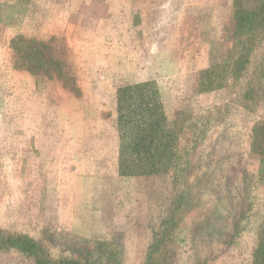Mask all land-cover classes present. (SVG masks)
<instances>
[{
    "label": "rangeland",
    "instance_id": "374dc122",
    "mask_svg": "<svg viewBox=\"0 0 264 264\" xmlns=\"http://www.w3.org/2000/svg\"><path fill=\"white\" fill-rule=\"evenodd\" d=\"M260 2L0 0V234L81 264H143L156 240L152 264H252L264 226L251 149L264 124ZM210 68L220 84L201 89ZM142 81L176 123L175 153L170 168L134 175L124 129L137 104L119 90ZM0 264L34 263L0 250Z\"/></svg>",
    "mask_w": 264,
    "mask_h": 264
},
{
    "label": "trees",
    "instance_id": "16d2710c",
    "mask_svg": "<svg viewBox=\"0 0 264 264\" xmlns=\"http://www.w3.org/2000/svg\"><path fill=\"white\" fill-rule=\"evenodd\" d=\"M260 4L264 7V0ZM264 11V10H263ZM213 68L204 72L200 82L201 89L218 87L219 80H214ZM216 76V75H215ZM122 101L132 100L137 106L125 116V129L132 131L125 142V158L123 173L144 175L160 172L170 168L173 158L171 150L175 146L176 123H168L162 109L160 94L153 81H142L121 87L119 90ZM163 123L169 125L166 129ZM264 124L256 123L252 128L251 149L259 155L260 165L264 166V139L260 133ZM181 171H184L183 169ZM187 171V169L185 170ZM181 199H184L183 195ZM160 240L150 246L143 264H152V254ZM0 250H15L27 258H32L34 264H81L74 258L59 257L52 259L48 254L25 234H0ZM86 264H90L87 263ZM252 264H264V226L258 242L252 253Z\"/></svg>",
    "mask_w": 264,
    "mask_h": 264
}]
</instances>
